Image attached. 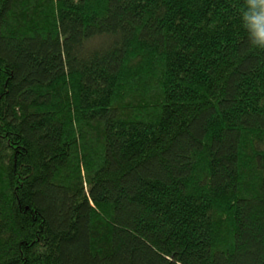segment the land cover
<instances>
[{"label":"trees","instance_id":"obj_1","mask_svg":"<svg viewBox=\"0 0 264 264\" xmlns=\"http://www.w3.org/2000/svg\"><path fill=\"white\" fill-rule=\"evenodd\" d=\"M244 3L0 0V264H264Z\"/></svg>","mask_w":264,"mask_h":264},{"label":"clouds","instance_id":"obj_2","mask_svg":"<svg viewBox=\"0 0 264 264\" xmlns=\"http://www.w3.org/2000/svg\"><path fill=\"white\" fill-rule=\"evenodd\" d=\"M239 24L252 49L264 50V0H245Z\"/></svg>","mask_w":264,"mask_h":264}]
</instances>
